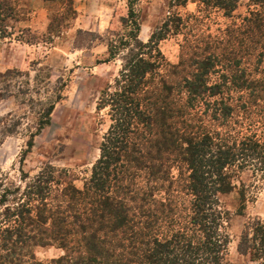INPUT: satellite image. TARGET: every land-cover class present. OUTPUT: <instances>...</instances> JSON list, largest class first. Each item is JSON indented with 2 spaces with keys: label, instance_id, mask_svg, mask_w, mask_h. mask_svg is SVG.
<instances>
[{
  "label": "rangeland",
  "instance_id": "rangeland-1",
  "mask_svg": "<svg viewBox=\"0 0 264 264\" xmlns=\"http://www.w3.org/2000/svg\"><path fill=\"white\" fill-rule=\"evenodd\" d=\"M3 1L16 12L13 35L0 40V195L7 191L8 202L24 196L26 185L38 177L47 178L50 172L52 190L46 203L55 208L62 188L82 190L90 179L102 137L111 124L109 109L98 108V101L124 64L127 49L119 42L129 32L123 18L130 2L139 42L146 44L156 31L163 34L150 53L152 61L158 62L156 81L147 84L144 92L160 87V78L166 85L192 78L190 72L194 76L199 69L194 60L210 58L203 77L209 89L195 96L192 105L186 102L187 91L172 84L176 105L171 108L179 112L174 110V118L166 119L168 130L181 134L183 122L188 129L193 122L198 133L254 135L264 142V54L259 59L256 49L245 42L246 19H252L249 12L257 10L248 0H235L230 12L210 0ZM114 45L118 51L106 62ZM237 80L243 82L241 88ZM214 84L222 86L220 93H212ZM219 101L232 109L224 122L217 110ZM215 111L217 119L211 120ZM154 130L158 131L156 126ZM165 163L169 180L153 192V199L171 200L175 216L174 223H162L161 235L169 234L168 228H182V217L190 209L189 196L182 192L188 175L185 165ZM254 164L234 169V189L218 196L227 217L222 230L229 237L226 264H264V257L253 261L252 253L238 249L243 232L250 237L251 224H264V173L255 170ZM147 180L136 173L129 189L147 192ZM128 183L125 179L123 186ZM139 197L127 204L129 215L136 214L135 222L143 220L137 213L143 208H135L141 207ZM32 251L37 261L64 255L54 244Z\"/></svg>",
  "mask_w": 264,
  "mask_h": 264
},
{
  "label": "trees",
  "instance_id": "trees-1",
  "mask_svg": "<svg viewBox=\"0 0 264 264\" xmlns=\"http://www.w3.org/2000/svg\"><path fill=\"white\" fill-rule=\"evenodd\" d=\"M210 1L230 12L235 0ZM248 2L257 10L249 12L254 19H246L245 42L256 49L260 59L264 54V0ZM131 4L128 3V15L123 18L129 32L119 42L120 47L127 49L124 64L114 84L102 91L98 101V108L109 109L111 124L102 137L90 179L82 190L72 186L62 188L56 209L46 203L52 190L50 172L46 173L47 178L32 180L25 186L24 196L15 200L8 202L9 193L2 192L0 264H226L229 237L222 230L227 217L219 206L218 196L234 189V169L255 163V170L264 173V142L254 135L241 138L212 135L205 130L198 133L193 122L188 123L189 129L184 128L183 122L181 134L168 130L170 124L166 119L174 118V110L179 112L178 108H171L176 105L172 102L173 85L187 91L186 102L191 104L195 96L209 89L203 77L210 58L194 60L199 69L194 76L190 72L192 78L186 77L173 85H166L160 78L159 93L153 86L144 92L147 84L156 81L158 62L152 61L150 53L153 42L161 40L163 34L159 30L152 33L146 44L139 42V25L131 20L134 14ZM14 21V7L0 0V40L11 38ZM119 46L112 47L106 62L115 57L114 50L118 51ZM240 83L237 80L239 88L243 82ZM221 87L214 84L210 88L216 94ZM219 103L217 110L224 122L232 109L222 101ZM216 111L211 120L217 119ZM165 161L185 165L188 175L182 192L189 196L190 209L182 217L185 223L182 228H168L169 234L161 235L162 223H174L175 216L169 207L171 200L153 199V192L162 189L169 180ZM136 173L148 178L149 191L139 194L138 188L135 192L129 189ZM125 179L129 183L123 186ZM168 184L170 189L172 183ZM138 195L141 207L135 208H143V212H137L143 220L135 222L136 214L129 215L127 204ZM249 229L250 237L244 231L238 249L249 251L252 260L259 261L264 257V224L253 223ZM52 244L63 250L64 255L37 261L32 249Z\"/></svg>",
  "mask_w": 264,
  "mask_h": 264
}]
</instances>
